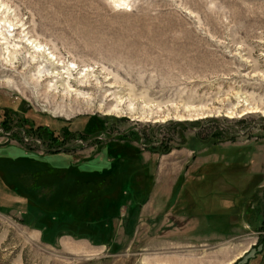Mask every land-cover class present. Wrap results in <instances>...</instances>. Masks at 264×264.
<instances>
[{"label": "rangeland", "instance_id": "374dc122", "mask_svg": "<svg viewBox=\"0 0 264 264\" xmlns=\"http://www.w3.org/2000/svg\"><path fill=\"white\" fill-rule=\"evenodd\" d=\"M0 12L7 47L38 41L73 91L25 83L24 50L0 56V264H264V0Z\"/></svg>", "mask_w": 264, "mask_h": 264}, {"label": "bare ground", "instance_id": "6f19581e", "mask_svg": "<svg viewBox=\"0 0 264 264\" xmlns=\"http://www.w3.org/2000/svg\"><path fill=\"white\" fill-rule=\"evenodd\" d=\"M2 15V12H0V56H2V59L4 60L3 62L7 65L9 64L13 66L17 62L18 57H20L21 51L24 50L25 57H28L29 61L34 63V67L28 70L26 78L23 77V81L25 83L27 80L29 82H33L34 88L39 90L42 89L44 94H47L51 91H53V93H57L60 87H62V94H70V91H72V89L70 85L71 73L69 72L72 71V68L67 65L65 66L63 61L60 60L61 58L57 59V56L55 55V57L52 52H47L41 43L34 39H31L25 34L21 39L15 41L17 43H14L11 49H9L7 45L11 42L9 38L12 37V31L15 30L16 24L12 23L10 20H8L5 16ZM4 69L6 70L5 67ZM60 70L62 72H60ZM62 73L67 74V76H63ZM2 81H4V83L2 84L7 85L9 87L16 86L13 77L3 79ZM60 82H63V84L60 85ZM126 109L130 110L131 112L134 111V108L131 107V104H129ZM113 110H117L116 106ZM192 120H196V118H193Z\"/></svg>", "mask_w": 264, "mask_h": 264}, {"label": "trees", "instance_id": "16d2710c", "mask_svg": "<svg viewBox=\"0 0 264 264\" xmlns=\"http://www.w3.org/2000/svg\"><path fill=\"white\" fill-rule=\"evenodd\" d=\"M60 167H62V166H60ZM69 168H70V166H69ZM62 170H63V168H61ZM20 170V169H19ZM19 170H17L16 169V171L15 170H12V176H10V178H11V180H12V182H15V183H17V185H21L22 186V184H21V180L20 179H17L16 178V175L17 174H19ZM44 171L45 172V170H42V169H36V168H29V172L30 173H32L33 174V172L34 171ZM64 170H68V169H64ZM37 171V172H38ZM27 174V173H26ZM90 176H92V175H90ZM95 178H96V175H95ZM72 180H73V186H76V187H79L80 186V184H77L76 182H77V176H75V175H73V177H72ZM35 182V181H34ZM37 182H38V184H40V185H42V183L41 182H43V178L42 177H39V179L37 180ZM44 183V182H43ZM75 184V185H74ZM19 187V186H18ZM20 189H21V187H20ZM22 190H24V189H22ZM25 191V190H24ZM82 195V194H81ZM80 198V196H78V197H76L75 198V200H74V202H75V204H73V206H72V209L74 210V213L76 212V210H79L80 209V206H82V201L79 199ZM79 203V204H78ZM86 202H83V204H84V206L83 207H81L82 209H84V208H87V204H85ZM72 205V204H71ZM80 212V211H79Z\"/></svg>", "mask_w": 264, "mask_h": 264}]
</instances>
